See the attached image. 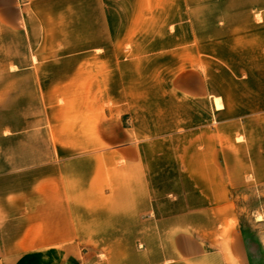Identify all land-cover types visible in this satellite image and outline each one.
I'll return each mask as SVG.
<instances>
[{"label":"crops","instance_id":"1","mask_svg":"<svg viewBox=\"0 0 264 264\" xmlns=\"http://www.w3.org/2000/svg\"><path fill=\"white\" fill-rule=\"evenodd\" d=\"M250 176L264 0H0V264H247Z\"/></svg>","mask_w":264,"mask_h":264},{"label":"rangeland","instance_id":"2","mask_svg":"<svg viewBox=\"0 0 264 264\" xmlns=\"http://www.w3.org/2000/svg\"><path fill=\"white\" fill-rule=\"evenodd\" d=\"M235 163V168H240L241 162ZM236 188L231 199L235 204V225L241 236L244 259L247 264H264V181L250 176Z\"/></svg>","mask_w":264,"mask_h":264}]
</instances>
